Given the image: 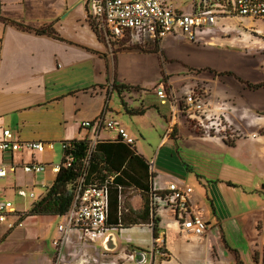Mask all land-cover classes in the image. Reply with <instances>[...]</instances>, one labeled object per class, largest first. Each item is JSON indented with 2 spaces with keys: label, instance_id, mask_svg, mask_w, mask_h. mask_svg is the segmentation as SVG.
<instances>
[{
  "label": "crops",
  "instance_id": "1",
  "mask_svg": "<svg viewBox=\"0 0 264 264\" xmlns=\"http://www.w3.org/2000/svg\"><path fill=\"white\" fill-rule=\"evenodd\" d=\"M49 6L56 13V18L51 21L46 19ZM31 10L37 12V18L28 22L27 15ZM66 20L76 24L78 32L62 31L60 27ZM83 27L93 34V41L87 34L86 38L83 36L80 30ZM45 28H51L53 32L37 31ZM149 38L156 43L152 48L145 46ZM160 40L161 37L157 38L146 30H132L126 33L115 54H111L108 45L97 36L90 23L86 0H0V125L10 128L19 139H40L54 143L83 138L111 140L117 137V132L104 128L97 132L94 126L84 127L82 122L94 120L103 112L110 115L125 112V115L130 116L131 124H134L139 119L135 116L156 111L164 134L155 145H158V149L153 161L149 162L145 153L137 149L135 141L132 147L149 164L154 190L165 192L173 181L186 186H190L189 183L198 185L197 180L204 184L209 204H203L202 211L195 206L193 189L188 197L189 202L201 213L206 230L202 235L187 237L180 230L171 209L162 204L155 208L147 205L145 208L146 199L141 189L131 186L119 193L118 205L125 220L137 222L118 230L131 227L147 229L151 232V243H143L144 239L139 234L132 239L135 247L131 251L126 249V252H120L107 249L102 237H97L93 238V250L113 252L110 253L114 257L111 264H245L240 261L239 247H231L225 241L226 232H237L249 250V262L264 264V197L259 195L264 177V173H259V170L264 172V138L256 146H246L249 148L247 158L246 152L236 146H239L243 137L228 120L236 131L231 142L226 141V134L209 131V123L199 113L207 110L206 105L204 111L191 114L184 111L187 93L182 97L176 96L169 74L156 86L154 97L149 95L144 98L137 95L141 94L140 90L118 83L112 76V57H117V52L127 49L155 51ZM158 52L162 56L161 50ZM164 86L168 89L169 97L162 102L157 90ZM206 89L209 90L207 82L193 86L189 92H200L204 97ZM113 90H117L121 97L116 109L111 105ZM115 117L120 120L118 116ZM120 121L134 137V130L128 120L122 116ZM217 134L224 143L222 151L229 152V148L239 150V154L235 153L236 162L231 167L225 166L219 159L205 156L208 153L198 149L204 138L213 139ZM148 135L152 138V134ZM255 135L253 133V137ZM228 136L232 137V133H228ZM178 139H181V145ZM194 146H197V150ZM32 158L46 162L47 170L36 174L24 172L21 163ZM2 162L18 164L10 172L13 174L11 183L16 188L24 185L42 187L43 182L51 186L56 175L50 169L53 163L45 152L31 154L26 151L10 153L0 150ZM242 165H249V171L243 170ZM231 171L238 174L234 176ZM224 190L231 193L233 200L225 197ZM251 192L256 193L257 197ZM44 193L43 188L38 196ZM43 216L62 215L6 213V218L12 217L15 226L9 227L0 238V254L6 252L3 243L7 234L28 222L31 227L38 225L43 228V220L34 219ZM18 220H21L20 225L17 224ZM152 220L155 221L156 238L153 235L154 227L150 224ZM155 240L162 243L161 252L157 250ZM63 245L61 249H64L65 254L60 257L63 253L60 250L59 258H68L72 253L75 258L83 250L82 246L74 249L73 246ZM226 248L232 251L229 255L226 254ZM43 264H51L47 256Z\"/></svg>",
  "mask_w": 264,
  "mask_h": 264
},
{
  "label": "rangeland",
  "instance_id": "2",
  "mask_svg": "<svg viewBox=\"0 0 264 264\" xmlns=\"http://www.w3.org/2000/svg\"><path fill=\"white\" fill-rule=\"evenodd\" d=\"M169 2L174 8L182 7L184 10H189L191 4V0H169ZM36 13L35 10H31L28 15L25 13L28 17L27 21H34L37 18ZM54 18H56L55 10L49 6L46 19L51 21ZM60 28L66 33H73L74 30L78 32L77 25L67 20ZM80 30L85 38L87 34V37H91L93 41V34L88 29L83 27ZM155 45V40L150 38L145 44L148 48ZM156 47L158 51L161 50L162 56L157 50L127 49L117 52V57L114 56L116 59L112 57V76L116 78V82L140 90L141 94L137 95L142 98L149 95L154 97L156 86L161 84L164 75L168 74L172 82L173 88H171L178 97L184 96L193 86H201L207 82L209 90H204L203 97L207 110L199 113L209 123L210 132L215 130L219 134L232 133V136H236V131L228 121L232 123L238 134L243 137L239 146L238 144L236 146L239 150L245 151L247 154L245 157L248 158L249 148L246 146H256L264 138V17L251 18L247 15H239L237 18L219 17L214 24L199 28L194 40L183 34L171 33L162 36L160 44ZM120 100L118 91L113 90L111 99L113 109L118 107ZM125 114L124 112L119 115L114 114V116H118L120 120L124 116L131 124L130 116ZM217 116L225 124L227 131L214 125L213 121ZM135 117L139 118L138 121L130 126L134 130L133 138L136 147L145 153L149 162H152L158 149V145H155L164 134L160 126L161 121L154 110ZM148 133L152 134V138H149ZM253 133L256 134L254 137ZM219 134L213 139L204 138L201 145H198V149L208 153L205 156L219 159L222 164L231 167V164L236 162L235 153L239 154V150L229 148L227 149L229 152L222 151L224 143ZM180 141L181 139H178L181 145ZM193 148L197 150V146ZM45 154L53 164L61 162L62 143L56 141L53 148L45 151ZM242 168L249 171V165H242ZM231 172L234 176L238 174ZM259 173L264 172L259 170ZM12 175L9 172L5 178H0V199L11 200L19 210L24 211L32 200L17 194L18 188L11 183ZM197 184L189 183L188 185L193 189L195 206L202 211L203 204H209V201L204 184L199 180ZM260 185L263 188L259 187V195L264 197V177ZM32 189L38 196L43 188L34 186ZM246 191H249V188H246ZM250 194L257 197L256 193L251 192ZM224 195L233 200L229 191L224 190ZM36 218L43 220V228L38 225L31 227L28 222L22 227L14 228L11 234H7L6 241L3 243L6 252L2 251L0 254V264H43L46 256L51 264L54 262L57 264H111V259L114 257L110 253L113 252L102 249L95 252L93 250L95 240L87 232L78 228L70 229L63 238V243L66 246H73L74 249L82 246V252L75 258L73 253L68 258H59L56 240L59 236L58 224L64 218L43 216L34 219ZM17 224L20 225L21 220H18ZM14 226L12 217L0 221V238ZM112 233L115 241L111 245H115L114 250L120 252H126V249L131 251L132 247H135L132 239L139 234L146 245L150 244L152 239L151 232L149 233L147 229L133 227L121 230L107 229L105 234L99 237L105 241V238ZM38 235L39 239L36 238ZM225 237L227 245L239 247L240 261L245 264H254L247 258L249 250L240 234L226 232ZM61 250L63 253L60 257H63L65 251ZM231 252L226 248L227 255ZM56 257L59 259L54 261Z\"/></svg>",
  "mask_w": 264,
  "mask_h": 264
},
{
  "label": "built area",
  "instance_id": "3",
  "mask_svg": "<svg viewBox=\"0 0 264 264\" xmlns=\"http://www.w3.org/2000/svg\"><path fill=\"white\" fill-rule=\"evenodd\" d=\"M89 7V18L102 39L108 45L111 54L121 46L127 32L132 30H146L153 36L160 38L167 34H183L194 40L196 31L204 26L214 24L219 17L237 18L239 15H247L251 18L264 17V0H191L189 10L182 7L174 8L169 0H86ZM157 95L162 102L169 97L166 87L157 90ZM184 111L198 112L205 110V103L200 92H189L184 97ZM196 114V113H194ZM214 125L227 131L225 124L219 116L216 117ZM84 127H95L99 129L113 130L117 137L127 144H133L135 139L128 133L122 122L114 115L101 113L94 120L82 122ZM95 140H90V147ZM63 149L67 146L65 140L61 141ZM52 141L40 139H19L14 132L0 125V150L2 152L26 151L31 154L45 152L53 148ZM69 157L67 163H69ZM18 164L13 162L0 163V178L5 177L8 172L15 169ZM26 173H43L47 170L46 162L34 160L21 163ZM62 164L50 165L53 173H57ZM84 177L78 179L75 188L74 200L68 210L62 215L64 220L58 224L59 237L57 238V253H60L63 238L71 228L82 229L92 238L105 234L106 221L109 211V184L107 181L101 184H90L83 186ZM45 191L50 187L47 183H41ZM156 191V190H155ZM191 186L182 185L178 182H170L165 192L153 194L154 208L159 204L171 209L179 228L187 237L202 235L206 230V223L201 213L189 202ZM17 194L33 201L39 196L32 187L26 185L17 189ZM16 205L8 199H0V221H4L6 213L18 211ZM152 225V223H150ZM157 250L161 252L162 243L155 240Z\"/></svg>",
  "mask_w": 264,
  "mask_h": 264
},
{
  "label": "trees",
  "instance_id": "4",
  "mask_svg": "<svg viewBox=\"0 0 264 264\" xmlns=\"http://www.w3.org/2000/svg\"><path fill=\"white\" fill-rule=\"evenodd\" d=\"M91 25L102 40L96 26L93 23ZM37 31L53 32L51 28ZM226 135L227 142L235 138ZM65 142L67 146L63 149L62 166L56 173L52 185L41 197L33 201L24 213L63 215L74 200L75 188L81 176L84 177L83 186L108 182L109 211L106 221L108 228L119 229L137 222V220H125L123 212L119 210L118 195L128 187H139L146 199L144 207L150 205L154 208L153 194H160L151 186L149 164L141 154L135 152L133 144L125 143L119 137L111 140L97 139L92 147L87 138L68 139ZM68 157L69 163H67ZM151 223L154 227L155 221L152 220ZM156 233L154 227L155 238Z\"/></svg>",
  "mask_w": 264,
  "mask_h": 264
},
{
  "label": "water",
  "instance_id": "5",
  "mask_svg": "<svg viewBox=\"0 0 264 264\" xmlns=\"http://www.w3.org/2000/svg\"><path fill=\"white\" fill-rule=\"evenodd\" d=\"M115 241V237L112 234H109L106 238H105V241H104V246L109 249V250H112L115 248V245H111V243H113ZM137 256V254H136Z\"/></svg>",
  "mask_w": 264,
  "mask_h": 264
}]
</instances>
